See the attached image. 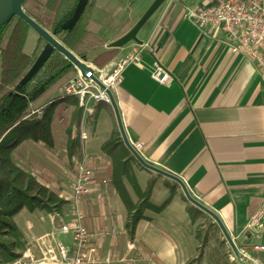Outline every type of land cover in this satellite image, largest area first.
I'll list each match as a JSON object with an SVG mask.
<instances>
[{
	"label": "crops",
	"instance_id": "0c3cea01",
	"mask_svg": "<svg viewBox=\"0 0 264 264\" xmlns=\"http://www.w3.org/2000/svg\"><path fill=\"white\" fill-rule=\"evenodd\" d=\"M87 1L92 2L90 17L104 37L105 50L115 51L102 68L141 49L139 60L123 68L112 92L130 144L141 143L139 154L145 161L179 176L191 194L218 215L238 249L234 254L225 241L227 264H264V250L257 248L264 246V225L247 227L264 202V81L253 61L232 52L219 31L185 17L182 5L199 8L212 0H149L140 18L128 17L130 11L114 0H84L79 13ZM79 13L76 9L75 16ZM142 42L147 47L140 48ZM155 60L169 72V86L150 76ZM73 110L71 104L57 108L51 147L21 143L14 151L18 165L66 196L65 173L74 174L82 159L92 156L94 191L83 199L81 211L84 226L98 235L94 242L99 259L110 253L108 264H189L200 247L196 233L201 218L191 221L179 186L161 212L146 210L150 219L140 220L130 239L124 230L126 209L108 172L111 160L101 151L118 130L113 108L98 102L92 117L80 119L71 138L84 131L87 140L79 139V149L69 157L63 119ZM133 168L141 188L151 176L156 178L151 201L160 205L170 193L168 179L142 166ZM211 234L214 241L203 247L199 264H212L207 254L215 240L224 239L214 226ZM62 236L57 239H65Z\"/></svg>",
	"mask_w": 264,
	"mask_h": 264
},
{
	"label": "trees",
	"instance_id": "16d2710c",
	"mask_svg": "<svg viewBox=\"0 0 264 264\" xmlns=\"http://www.w3.org/2000/svg\"><path fill=\"white\" fill-rule=\"evenodd\" d=\"M79 1L24 0L22 8L79 59L90 60L101 68L114 57L115 51H98L103 43L96 35L97 24L90 17L92 2L87 1L75 18ZM29 29L15 15L0 24V257L5 261L21 253L15 252V241L20 242L23 238L15 217L23 209L61 214L67 210L65 201L16 163L15 149L25 141L41 142L51 147V123L62 104L74 106L70 117L63 119L69 135L68 156L72 157L80 147L79 138H71L72 129H77L81 119L77 97L59 95V89L76 75L77 70L39 36L34 49L27 52L25 45ZM44 51L45 57L33 69ZM38 109L42 110L41 116L37 113ZM101 151L111 160L108 168L111 184L126 209L124 230L133 239L137 223L150 219L145 214L146 210L161 212L172 200L178 185L166 180L170 193L160 205H154L151 196L156 178L151 176L144 188L139 186L133 166L141 165L124 146L118 130L101 145ZM185 209L192 222L201 218V226L196 233L200 247L197 256L188 261L189 264H199L211 228L218 227L211 218L189 203ZM224 245V239L215 240V246L207 254L212 264H227Z\"/></svg>",
	"mask_w": 264,
	"mask_h": 264
},
{
	"label": "built area",
	"instance_id": "2783aa9c",
	"mask_svg": "<svg viewBox=\"0 0 264 264\" xmlns=\"http://www.w3.org/2000/svg\"><path fill=\"white\" fill-rule=\"evenodd\" d=\"M176 1V0H175ZM184 15L200 27H208L219 31L230 50L234 53H243L253 61L264 81V0H212L199 8H190L182 5ZM140 48L147 47L146 43H139ZM141 49L119 60L114 67L98 69L94 75L101 83L113 92L121 81L123 68L130 62L138 61ZM150 76L158 84L169 86L172 82L169 72L155 60L152 64ZM59 94L77 97L81 108V118L85 121L94 114V104L105 102L109 98L104 90L99 88L92 80L85 78L77 70V74L59 89ZM39 116L42 110L38 109ZM79 139L84 142L87 135L84 131L79 133ZM139 153L142 144L132 143ZM93 157H85L78 165L74 174L65 173L69 194L64 197L67 210L61 214L54 212L47 215L50 230L43 236L36 237L29 243L20 255L12 260L0 264H108L112 260L110 253L101 260L98 257L94 242L98 236L90 232L83 224L81 203L92 193L95 171L90 165ZM98 194V193H97ZM98 197L100 198L99 194ZM264 225V202L250 217L247 224L249 229H258ZM105 231H102L103 234ZM60 235L69 236L70 243L65 244L57 239ZM264 250V246H257ZM242 255L245 251L240 250Z\"/></svg>",
	"mask_w": 264,
	"mask_h": 264
},
{
	"label": "water",
	"instance_id": "95a60500",
	"mask_svg": "<svg viewBox=\"0 0 264 264\" xmlns=\"http://www.w3.org/2000/svg\"><path fill=\"white\" fill-rule=\"evenodd\" d=\"M24 0H0V24L5 21L7 18H9L11 15H15L22 19L29 27L32 29L40 38H42L47 45L56 50L58 53H60L66 60H68L75 68L78 70L83 77L88 78L92 80L99 88L104 90L109 98V104L112 106L116 124L118 128V132L120 134V137L123 141L124 146L126 149L131 153V155L136 159V161L145 169L165 177L166 179L173 181L176 183L185 200L192 206L196 207L198 210L206 214L209 218H211L214 223L218 226L220 229L223 238L225 239L226 243L232 250V252L236 255H238V249L231 238L230 234L228 233L226 227L222 223L221 219L218 217V215L212 211L210 208H208L206 205L201 203L199 200H197L189 191L187 188L185 182L177 175L170 173L168 171H165L155 165H152L145 161L143 157L133 148V146L130 144V142L127 139V136L125 134L120 113L118 110V107L116 105L113 93L106 88L99 78L94 75L93 70L81 59H79L73 52H71L69 49H67L59 40H57L53 35H51L46 29H44L42 26H40L36 21H34L31 17H29L22 8V3ZM79 15V14H78ZM77 16H75L76 18ZM45 51L40 55L38 60L36 61L34 68H36L39 63L43 60L45 57Z\"/></svg>",
	"mask_w": 264,
	"mask_h": 264
},
{
	"label": "rangeland",
	"instance_id": "374dc122",
	"mask_svg": "<svg viewBox=\"0 0 264 264\" xmlns=\"http://www.w3.org/2000/svg\"><path fill=\"white\" fill-rule=\"evenodd\" d=\"M83 1L84 0H80V3L78 5V7H77V12L78 13H79V10L81 8V5L83 4ZM114 1L117 2V4L120 6V8H122L124 11H128L129 10L130 12L128 13V17H131V18H134L136 16H138L140 18L141 15L143 14V12L141 14L140 9L141 8H144L148 4V2H149V0H114ZM116 27L117 28L120 27L119 24ZM28 33H29L30 36L27 38L26 45H25V50L27 52H31L34 49V47H35V43H36L35 42V39L37 38V35H36V33L32 29H29L28 30ZM96 35L100 39V42L103 43L104 42V37H101L98 32H96ZM106 35H108V34H106ZM40 43H42V42H40ZM101 50H105V48H104L103 45L100 46V47H98V51H101ZM84 62L92 70H94V72H96V70H98V69H103L102 67L99 68V67L95 66L94 64H92L90 62V60L89 61H84ZM113 67L114 66L110 67L109 70H111ZM14 159H15L16 163L17 162L18 163L20 162V158H18L17 156H14ZM48 188H50L54 193H56V195L58 196V198H60L61 200L65 201L64 200L65 195L62 196L61 194L59 195L57 193V190H59V189H57L54 186H50ZM54 212L55 211H53V212H45V211L29 212L28 210L23 209L15 217V222H16L18 228L21 230V232L23 234V238H22V240H20V242L14 240L16 242L15 252H19V251L24 250L26 248V246L29 243H31L30 241H32L34 238L43 236L44 234L48 233V231L50 230V224H49V220H48L47 215L52 214ZM200 224L201 223H199L198 225L201 226ZM64 238L65 239H62V241L65 244H68L69 241L66 240V239H68V237L67 236H64ZM209 241H210V243H213V241H214V234H211L210 235ZM19 243H21V245ZM3 262H6V261L3 260L0 257V263H3Z\"/></svg>",
	"mask_w": 264,
	"mask_h": 264
}]
</instances>
